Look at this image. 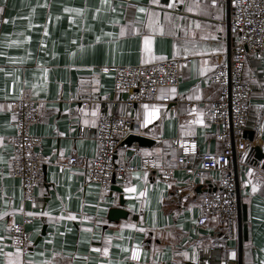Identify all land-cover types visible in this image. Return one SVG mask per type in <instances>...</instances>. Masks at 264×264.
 <instances>
[{
  "label": "crops",
  "instance_id": "crops-1",
  "mask_svg": "<svg viewBox=\"0 0 264 264\" xmlns=\"http://www.w3.org/2000/svg\"><path fill=\"white\" fill-rule=\"evenodd\" d=\"M229 7V0H0V264H194L207 248L224 261L264 264V168L251 152L260 146L264 155L262 54L249 55L244 70L256 96L251 146L237 162L242 201L235 238L226 239L214 218L199 227L195 201L170 200L173 188L190 180L170 141L193 137L200 153L219 151L208 109L219 90L208 79L227 60ZM173 58L187 60L178 85L160 90L153 103L127 108L126 95L114 91L112 68ZM20 98L37 105L40 119L29 132L51 160L32 201L10 175V103ZM90 99L89 106L79 103ZM103 114L127 118L150 140L128 151L135 170L124 185H113L120 192L85 185L79 167L55 164L73 155L94 159ZM148 164L173 169V179L158 181L145 171ZM218 177L197 181L194 193L208 192ZM23 220L31 243L26 255L7 237L9 223ZM136 249L141 257L132 261Z\"/></svg>",
  "mask_w": 264,
  "mask_h": 264
},
{
  "label": "built area",
  "instance_id": "built-area-1",
  "mask_svg": "<svg viewBox=\"0 0 264 264\" xmlns=\"http://www.w3.org/2000/svg\"><path fill=\"white\" fill-rule=\"evenodd\" d=\"M229 30L227 60L220 62L214 74L208 79L218 87L217 99L208 103L209 118L216 127L215 140L219 151L202 154L197 140L193 137L173 139L170 149L180 150L178 167L190 177L184 188H173L170 200L182 198L195 201L201 214L196 224L201 227L214 218L223 225L226 239L235 238V227L240 222L242 194L238 181V157L247 154L251 143L244 136L249 124L250 100L256 92L244 80L246 59L251 54L264 56V0H229ZM183 58H173L149 66H116L112 68L113 88L123 92L127 108L153 103L160 90L178 85ZM183 102L186 100L183 98ZM80 105L89 106L92 100H80ZM191 106V103H188ZM15 117V133L9 139L11 147L10 175L20 180L24 198L32 201L36 186L42 181L44 168L51 162L42 149V139L31 135L29 129L37 124L40 113L35 102L20 98L10 103ZM131 134L140 135V129L127 118L112 114L99 117L94 131L96 156L93 160L69 156L58 158L55 164L79 167L84 184H97L108 190L114 184L124 185L135 168L129 163L128 151L136 153L138 146H126L125 138ZM127 150L119 154V149ZM128 149H127V148ZM145 171L168 184L174 170L164 166L146 165ZM256 171H261L256 166ZM212 173L219 175L213 188L199 195L194 193L196 182L205 180ZM10 222L7 228L9 245L22 255L28 254L31 243L25 225ZM141 250H133L132 261H139ZM194 264H235L221 259L214 248L199 250Z\"/></svg>",
  "mask_w": 264,
  "mask_h": 264
},
{
  "label": "water",
  "instance_id": "water-1",
  "mask_svg": "<svg viewBox=\"0 0 264 264\" xmlns=\"http://www.w3.org/2000/svg\"><path fill=\"white\" fill-rule=\"evenodd\" d=\"M147 132V131H146ZM249 135V137H247ZM244 136L247 137V139L251 142L252 141V136H250L249 132H245ZM147 142H150V140H148L145 136L143 135H129L125 138V140L123 141V144L130 147V146H138V148H140V146H144V144H146ZM253 151L254 155L252 156L253 160L257 161V162H261L262 163V168H264V155L262 154V149L260 146H254L251 149V152ZM251 156V153L248 155V158ZM112 189L119 191L120 192V188H115V186H111Z\"/></svg>",
  "mask_w": 264,
  "mask_h": 264
},
{
  "label": "trees",
  "instance_id": "trees-1",
  "mask_svg": "<svg viewBox=\"0 0 264 264\" xmlns=\"http://www.w3.org/2000/svg\"><path fill=\"white\" fill-rule=\"evenodd\" d=\"M250 153H251V152H249V154H250ZM247 154H248V152H247ZM240 158H241V156L238 157V160H239V161H240ZM249 250H250V248H249ZM251 254H252V253H251ZM248 257H249V259H251V261H253V260H252V256H248ZM254 264H255V263H254Z\"/></svg>",
  "mask_w": 264,
  "mask_h": 264
},
{
  "label": "snow or ice",
  "instance_id": "snow-or-ice-1",
  "mask_svg": "<svg viewBox=\"0 0 264 264\" xmlns=\"http://www.w3.org/2000/svg\"><path fill=\"white\" fill-rule=\"evenodd\" d=\"M146 43H147V41H146Z\"/></svg>",
  "mask_w": 264,
  "mask_h": 264
}]
</instances>
